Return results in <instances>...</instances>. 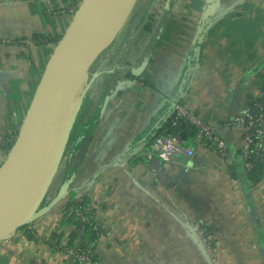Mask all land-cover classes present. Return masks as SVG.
Wrapping results in <instances>:
<instances>
[{
  "label": "crops",
  "instance_id": "0c3cea01",
  "mask_svg": "<svg viewBox=\"0 0 264 264\" xmlns=\"http://www.w3.org/2000/svg\"><path fill=\"white\" fill-rule=\"evenodd\" d=\"M68 6L0 0V165L51 55L32 36L63 35ZM150 12L158 20L154 41H134L133 78L121 77L105 97L69 184L92 207L96 255L101 264H264V176L255 184L245 177L242 131L232 124L264 86V0H153ZM240 22L255 26L251 41L230 30ZM176 105L213 129L225 156L194 139L190 158L147 157ZM67 200L1 242L0 264H76L46 242L62 228ZM196 222L216 237L213 257L195 237Z\"/></svg>",
  "mask_w": 264,
  "mask_h": 264
},
{
  "label": "water",
  "instance_id": "95a60500",
  "mask_svg": "<svg viewBox=\"0 0 264 264\" xmlns=\"http://www.w3.org/2000/svg\"><path fill=\"white\" fill-rule=\"evenodd\" d=\"M138 1L81 0L77 5L52 50L21 131L0 165V243L12 240L69 196L68 181L43 205L85 93L98 76L87 82L89 70L118 37Z\"/></svg>",
  "mask_w": 264,
  "mask_h": 264
},
{
  "label": "trees",
  "instance_id": "16d2710c",
  "mask_svg": "<svg viewBox=\"0 0 264 264\" xmlns=\"http://www.w3.org/2000/svg\"><path fill=\"white\" fill-rule=\"evenodd\" d=\"M63 4L67 1L70 9H76L77 4L81 0H62ZM193 1V6L199 2V0ZM153 0H148L144 5L142 0H139L134 7L130 17L128 18L124 28L115 39L113 44L107 48L93 63L89 70L88 80L94 74H98L90 84L88 90L85 93L82 106L77 116L76 122L68 139L66 150L63 156V160L58 169V172L51 185L50 191L43 202V205L48 204L61 190L63 185L68 181L71 182L73 175L78 170L91 140L92 134L96 127L98 112L104 102L107 94L112 90L115 83L123 78H133L130 70L134 67L133 55V43L136 36L150 37L154 41L156 30V15L150 12V6ZM72 14V12H71ZM167 14V12H166ZM48 18V16H47ZM163 20L159 25H162ZM158 25V26H159ZM252 23L240 22L234 25H230V30L240 33V37L244 41H251V33L255 29ZM157 26V27H158ZM62 35H56L55 37H49L42 34H34L32 40L34 45L40 52H43L44 56H48L51 50L48 45L55 46ZM164 37V36H163ZM136 41V39H135ZM140 55V54H139ZM125 73L123 76L122 74ZM157 135H177L179 138L188 145H192L196 136V129L186 120L181 119L175 125H172L170 119L160 128ZM14 141L12 140L7 145V149ZM245 173V172H244ZM264 176V165L254 162L252 169L245 173L247 180L252 183H258L261 177ZM67 204L65 207V214L71 207L83 208L89 204L86 197L80 196L79 198L73 197V192L70 191L67 197ZM89 220L88 224L82 228V236L79 239L80 247L84 248L87 244H91L98 238V231L93 230L96 225L93 222L92 213H86ZM62 227L72 226L75 230L81 229L82 224L75 219L73 215L63 219L61 221ZM27 227H23L18 232L25 231ZM77 237L75 231H71L68 235V246H71L72 242ZM59 240V236L54 233L52 239Z\"/></svg>",
  "mask_w": 264,
  "mask_h": 264
},
{
  "label": "built area",
  "instance_id": "2783aa9c",
  "mask_svg": "<svg viewBox=\"0 0 264 264\" xmlns=\"http://www.w3.org/2000/svg\"><path fill=\"white\" fill-rule=\"evenodd\" d=\"M75 10L71 9V12L74 13ZM181 119L188 121L196 129L195 140L197 142L206 141L222 156L226 155L225 143L214 133L213 129L202 123L182 106L176 105L170 122L175 125ZM232 124L240 127L242 131L240 155L244 172H249L254 162L264 165V86L256 95L249 98L248 105L240 115L233 118ZM193 153L192 145L185 144L177 135H157L150 141L146 150L148 158H159L166 162L180 157L190 158ZM66 204L67 202L61 210V221L73 215L82 224L81 229L75 230L72 226L58 228L56 234L59 236V240L48 237L46 242L61 256L76 264H101L95 252L100 232L97 233L98 238L91 244H87L86 247L82 248L78 243L82 236V228L89 222L86 213H92L91 205L87 204L83 208L71 207L65 214ZM192 229L205 253L213 257L216 252L217 241L215 235L207 227L197 222L192 225ZM93 230L98 231L97 225L93 227ZM71 231H75L77 237L71 246H68V235Z\"/></svg>",
  "mask_w": 264,
  "mask_h": 264
},
{
  "label": "rangeland",
  "instance_id": "374dc122",
  "mask_svg": "<svg viewBox=\"0 0 264 264\" xmlns=\"http://www.w3.org/2000/svg\"><path fill=\"white\" fill-rule=\"evenodd\" d=\"M147 1L148 0H142V3L145 5L146 3H147ZM136 41H144L145 39H144V36H142V35H138V36H136ZM135 39H134V41H135ZM135 43V42H134ZM133 43V44H134ZM133 58H134V56H132ZM87 83V82H86ZM14 143V142H13ZM13 143L11 144V146L13 145ZM11 146L9 147V148H11ZM10 149H8V151H9ZM8 151H7V153H8ZM7 156V155H6ZM6 158V157H5ZM5 160V159H4Z\"/></svg>",
  "mask_w": 264,
  "mask_h": 264
}]
</instances>
